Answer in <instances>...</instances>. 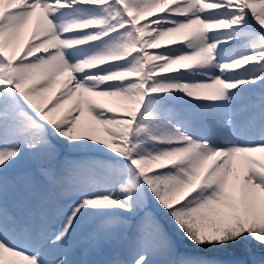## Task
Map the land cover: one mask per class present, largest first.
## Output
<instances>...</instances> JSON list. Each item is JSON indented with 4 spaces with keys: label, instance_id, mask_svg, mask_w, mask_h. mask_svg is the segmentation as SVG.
<instances>
[{
    "label": "snow or ice",
    "instance_id": "1",
    "mask_svg": "<svg viewBox=\"0 0 264 264\" xmlns=\"http://www.w3.org/2000/svg\"><path fill=\"white\" fill-rule=\"evenodd\" d=\"M82 227L264 264V0H0V264H95Z\"/></svg>",
    "mask_w": 264,
    "mask_h": 264
},
{
    "label": "rangeland",
    "instance_id": "2",
    "mask_svg": "<svg viewBox=\"0 0 264 264\" xmlns=\"http://www.w3.org/2000/svg\"><path fill=\"white\" fill-rule=\"evenodd\" d=\"M87 117V114H85ZM88 229L84 227L81 231L73 235L72 239L69 241V246L72 248V259L74 261L80 262L83 260H89L95 262V264H102V262L107 259L112 252V248L105 246L102 255H95L89 250L88 254H84V250L87 247V235ZM123 247V246H121ZM91 252V253H90ZM95 255V256H94ZM122 259L130 261L132 259L131 255L126 251L122 252Z\"/></svg>",
    "mask_w": 264,
    "mask_h": 264
},
{
    "label": "bare ground",
    "instance_id": "3",
    "mask_svg": "<svg viewBox=\"0 0 264 264\" xmlns=\"http://www.w3.org/2000/svg\"><path fill=\"white\" fill-rule=\"evenodd\" d=\"M150 18H151V17H149V19H150ZM141 22L143 23V19L141 20ZM104 249H105V247H103V248H101V249H92L91 252L94 253L95 255H98V254H99V255H102ZM91 252H90V253H91ZM95 255H94V256H95Z\"/></svg>",
    "mask_w": 264,
    "mask_h": 264
},
{
    "label": "trees",
    "instance_id": "4",
    "mask_svg": "<svg viewBox=\"0 0 264 264\" xmlns=\"http://www.w3.org/2000/svg\"><path fill=\"white\" fill-rule=\"evenodd\" d=\"M83 228H84V227L80 228L77 232L81 231ZM77 232H76V233H77ZM76 233H75V234H76Z\"/></svg>",
    "mask_w": 264,
    "mask_h": 264
}]
</instances>
